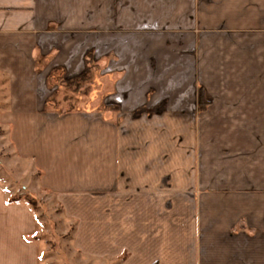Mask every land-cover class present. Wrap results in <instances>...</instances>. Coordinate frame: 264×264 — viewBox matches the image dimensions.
Here are the masks:
<instances>
[{
	"label": "crops",
	"instance_id": "crops-1",
	"mask_svg": "<svg viewBox=\"0 0 264 264\" xmlns=\"http://www.w3.org/2000/svg\"><path fill=\"white\" fill-rule=\"evenodd\" d=\"M120 15L122 36L100 33ZM200 31L251 33L249 55L220 50L196 79ZM89 51L116 55L118 113L46 110L50 73L80 76ZM0 108L76 223L69 264H264V0H0ZM8 200L0 264H46L36 216Z\"/></svg>",
	"mask_w": 264,
	"mask_h": 264
},
{
	"label": "rangeland",
	"instance_id": "rangeland-1",
	"mask_svg": "<svg viewBox=\"0 0 264 264\" xmlns=\"http://www.w3.org/2000/svg\"><path fill=\"white\" fill-rule=\"evenodd\" d=\"M121 16L110 19L114 21H109V25L100 27V33L113 31L116 36H122L123 28L116 26L117 22L122 18ZM161 29L157 28L159 31ZM194 34L196 36L195 46L192 45L194 48L191 46L190 50H194L195 52V76L196 79L200 80L204 71V64L209 66L210 58L215 56L218 51L227 50L233 53L238 49V51L247 52V55H249L252 46L251 42H253L250 38L251 33H244L246 34L244 36L233 34L237 36L234 40L220 37L217 33L200 31ZM112 61L115 66L110 65V63H113ZM116 61V55L108 56L107 59L100 61L98 64L94 61L98 66V70L96 68L93 70L92 79L79 92L67 89L65 83L61 82L60 86H58L60 94L57 98V105L54 108H50V111L52 113H84L92 110L99 111L100 114L106 112L107 110L104 109V106L112 98L110 96L115 93L114 90L117 82L122 79V74L118 71H107L108 67H118ZM47 63L48 61H46V65ZM215 63L217 64V60ZM99 86L100 89H98ZM108 112L114 113L113 111ZM130 125L137 126L139 124L138 122H132ZM9 130L8 127L0 125V188L9 199L16 195L23 196L26 193H30L35 197V193L38 192L39 197H36L39 202L37 216L39 223L38 234L40 235L38 237L42 243L44 253L46 251V264H69L66 256L70 248L68 251V245L65 242L71 238L76 223L64 216L62 206L60 203H57L55 197L50 192L47 191L45 194L37 187L36 182L40 173L33 168L29 161L18 156L9 138Z\"/></svg>",
	"mask_w": 264,
	"mask_h": 264
},
{
	"label": "trees",
	"instance_id": "trees-1",
	"mask_svg": "<svg viewBox=\"0 0 264 264\" xmlns=\"http://www.w3.org/2000/svg\"><path fill=\"white\" fill-rule=\"evenodd\" d=\"M46 61H49V58L46 59ZM96 68L98 70L97 64L94 62V52L89 51L86 55L85 60V69L84 72L80 76H76L73 79L65 80L64 79V69L63 68H56L54 69L47 79V85L50 89L60 86L59 84L61 82H64L67 89L74 90L76 92H79L82 88H85L88 82H90V79H92L93 76V70ZM87 89V88H86ZM100 89V86L99 88ZM60 94L59 89L54 91L50 99L48 100L46 104V110H50V108H54L57 105V98ZM208 105V102L206 101L204 91L203 89H199L198 91V110L204 111ZM104 109L107 111H113L115 114L118 113L119 107L113 106V105H105ZM8 204H17V203H24L26 204L30 210L34 213L36 216V220H38L37 212L39 210V204L36 197H34L30 193H26L23 196H13L7 201Z\"/></svg>",
	"mask_w": 264,
	"mask_h": 264
}]
</instances>
